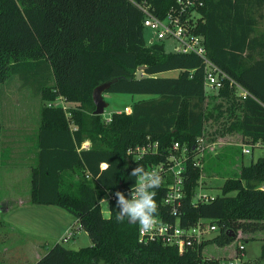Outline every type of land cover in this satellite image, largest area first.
<instances>
[{
	"label": "trees",
	"instance_id": "1",
	"mask_svg": "<svg viewBox=\"0 0 264 264\" xmlns=\"http://www.w3.org/2000/svg\"><path fill=\"white\" fill-rule=\"evenodd\" d=\"M141 1L0 0V83L18 74L22 82L37 84L33 92L43 100L61 96L76 103L68 115L60 105L40 108L30 198L70 211L92 243L72 249L55 241L32 264H223L221 257L203 255V246L225 245L238 231L264 230L262 154L241 163L213 199L197 204L190 196L200 170L188 162L181 223L210 218L217 225L216 233L197 246L179 251L159 240L140 241L137 224L116 220L115 198L109 201V215L102 213L97 199L104 189L131 187L136 181L129 175L132 168L139 164L145 169L162 157L132 159L127 154L147 135L158 139L162 152L173 141L191 148L200 134L211 141L238 132L242 143L253 148L264 144V29H257L264 24V0H204L203 20L195 29L203 35L209 57L246 88L245 97L228 82L216 91L205 90L196 54L147 44ZM148 1L159 15L174 3ZM170 70L177 73L164 74ZM111 79L106 92L147 96L133 100L130 112L113 111L105 121L93 113L92 89ZM1 126L0 120V171ZM85 139L90 145L78 150Z\"/></svg>",
	"mask_w": 264,
	"mask_h": 264
},
{
	"label": "rangeland",
	"instance_id": "2",
	"mask_svg": "<svg viewBox=\"0 0 264 264\" xmlns=\"http://www.w3.org/2000/svg\"><path fill=\"white\" fill-rule=\"evenodd\" d=\"M257 29H264L263 22L257 24ZM144 35L147 37L148 30H144ZM163 45L166 50L173 48V41L164 39ZM177 71L170 70L164 74H176ZM35 83H24L18 77V74H13L6 80L0 83V109L1 121L5 128L2 134V165L0 179V204L2 205L12 193H21V199H29L31 195V169L26 168L22 149L18 143H10L8 141L11 130L10 125L16 126V136L22 133V123L26 120H33L39 115L43 104L48 101L43 100L39 94H35L33 87ZM107 105L101 114L102 117L111 114L113 111L120 112L125 106H130L134 99L146 97L142 93H125V92H102ZM51 102V101H50ZM51 104L62 106L66 114H69V108L74 106L75 102L66 101L63 97L55 98ZM95 108V106H94ZM28 118V119H27ZM10 123V124H9ZM8 131V132H7ZM12 135V134H11ZM218 143L213 149H208L205 161V182L209 185L213 192H220V185L223 180L236 173L241 163H249L251 159H256L258 155H264V144L260 147L255 146L251 153L241 152L242 139L238 132H233L218 138ZM89 140V139H88ZM90 142V140H89ZM15 145L14 147H7ZM217 151L216 153H214ZM225 156V158L223 157ZM232 157V158H231ZM212 165V169L209 165ZM206 169L208 171L206 172ZM11 201L13 199L11 198ZM0 205V206H1ZM42 206V205H41ZM27 209V207H25ZM102 213L105 216L109 215V207L107 202L101 203ZM28 214L24 212V206H16L12 213L4 215L0 210V264H32L35 261V252L45 251L53 242L60 241L67 247L78 249L79 247L90 245L92 243L88 233L79 228L77 231L73 228L74 235L67 240H57L58 234L52 232L49 226L40 224L37 225L35 218L30 220L29 217L36 215L33 211ZM3 218V219H2ZM6 218L13 219L10 223ZM75 218V217H74ZM74 227L79 226V222L74 223ZM46 227V228H45ZM252 234L253 237L251 236ZM252 234L237 233V238L225 244L218 245L215 242H208L203 246L202 254L207 256L221 257V262L227 263L228 258H232L238 251L236 244L244 243L243 264H264L260 257L261 244L264 238L260 231H255ZM247 237V238H246ZM7 248V251L4 250ZM246 259V260H245Z\"/></svg>",
	"mask_w": 264,
	"mask_h": 264
},
{
	"label": "built area",
	"instance_id": "3",
	"mask_svg": "<svg viewBox=\"0 0 264 264\" xmlns=\"http://www.w3.org/2000/svg\"><path fill=\"white\" fill-rule=\"evenodd\" d=\"M137 4L143 13V29L148 30L147 44H163L164 39H170L173 41V48L167 51L196 54L202 61L203 87L205 90L216 91L228 82L230 86L235 88V92L239 96L245 97L248 94L246 88L232 79L209 57L203 35L195 30L199 20H203L201 7L204 0H174V3L169 6L163 15L155 12L151 1L143 0L137 2ZM47 104H51V102L48 101ZM123 110L130 112L131 107L125 106ZM110 118L111 114L104 116L105 121H109ZM70 128L73 130L75 126L70 125ZM218 140L217 138L206 141L204 134H200L195 138L191 148L186 144L173 141L162 152L160 151L158 139L147 135L144 142L127 148V154L131 155L132 159H139L147 154L162 155L159 160L150 162L145 168L147 171H157L162 177V183L155 190V200L158 205L157 223L153 230L147 234L141 232L138 226L137 234L140 241L159 240L164 244L174 245L179 251H183L189 247L199 245L204 239L216 233L217 225L210 218H198L191 224H182L181 207L186 194L187 164L189 161L200 170L197 183L190 196L191 202L193 204L208 202L218 193L210 190L209 185L205 182L206 177L204 174L207 150L213 149ZM89 145V140L85 139L77 145V149ZM241 145V152L251 153L253 149L251 144L242 143ZM255 146H260V144L257 142ZM86 176L90 177V174L87 172ZM134 185L135 183L131 187H134ZM131 187L125 188L121 192L127 197ZM259 187L264 189V181L259 184ZM115 191L117 190L104 189L98 197L97 203L101 206V203L105 202L103 199H107L109 207V201L114 198L112 193ZM73 228L66 232L62 240H67L74 234ZM235 248L238 252L232 258H228L227 263L243 264L244 243H237Z\"/></svg>",
	"mask_w": 264,
	"mask_h": 264
},
{
	"label": "crops",
	"instance_id": "4",
	"mask_svg": "<svg viewBox=\"0 0 264 264\" xmlns=\"http://www.w3.org/2000/svg\"><path fill=\"white\" fill-rule=\"evenodd\" d=\"M38 112H39V115L37 116V118L33 120L31 119L29 120L27 118L28 120H26L24 124L22 123V128H20L22 130V133L19 134V137L16 136L15 134L16 131L14 129L16 126L10 125L9 127L12 135L10 134L8 141L10 140L9 141L10 143H16V142L18 143V141L19 143H21L19 146L22 149V155L24 156L23 160L25 161L26 168L28 166L30 167L31 174L36 165V152L38 150V135H39V126L41 122L40 110H38ZM0 120H1V109H0ZM1 125H2L1 126V143H2V134H4L5 132L4 131L5 128L3 126L2 121H1ZM14 146L15 145L13 144L8 145L6 143L5 148L7 147L11 148ZM258 147L262 149L261 146H258ZM1 148H2V145H1ZM205 177H207V175ZM0 179H1V171H0ZM12 195L13 196H9V198L6 199V201H4L2 205L0 204L1 205L0 208L3 211V218H4V215L12 213L14 211V208H16V206L17 207L20 205L24 206L25 213L28 214L29 209H30L29 212L33 211L34 213H36V215H34L33 217H29V219L33 220V218H35L37 225L43 224V225L49 226L52 232H55L56 234H58V237L56 238L57 240H60L61 237H63L70 228L74 227L75 221L78 222V219L74 214H72L70 211H68L67 209L59 205L52 204V203H36V202H32L31 198L21 199L20 197L22 195L19 192H16V194L12 193ZM11 198L13 199V201H11ZM25 207H27V209ZM6 220L10 223L13 222V219H10V218L8 219L6 218ZM74 228L77 231L79 228H82V227L79 225ZM260 232L262 233L264 237V230H261ZM4 250L7 251V248H4ZM0 253H1V250H0ZM43 253L44 251L35 252L34 257L37 259ZM262 260L264 261V258H262ZM7 264H12V263L9 262Z\"/></svg>",
	"mask_w": 264,
	"mask_h": 264
},
{
	"label": "clouds",
	"instance_id": "5",
	"mask_svg": "<svg viewBox=\"0 0 264 264\" xmlns=\"http://www.w3.org/2000/svg\"><path fill=\"white\" fill-rule=\"evenodd\" d=\"M129 175L136 177L134 187H131L128 196L115 191L112 195L116 201V220L122 222L127 219L130 223L137 224L139 230L145 234L150 233L157 223L156 213L158 205L155 200V190L160 187L162 177L157 171H147L137 164ZM108 203L107 199H103Z\"/></svg>",
	"mask_w": 264,
	"mask_h": 264
},
{
	"label": "water",
	"instance_id": "6",
	"mask_svg": "<svg viewBox=\"0 0 264 264\" xmlns=\"http://www.w3.org/2000/svg\"><path fill=\"white\" fill-rule=\"evenodd\" d=\"M145 65L139 66V68L143 69ZM113 79L108 81H103L92 89V99L95 104V108L93 110L94 114H102L104 111V107L107 105V102L104 100L102 92L110 85ZM235 232H231V235H234Z\"/></svg>",
	"mask_w": 264,
	"mask_h": 264
}]
</instances>
